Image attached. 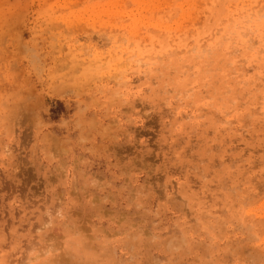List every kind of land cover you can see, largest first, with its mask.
I'll return each instance as SVG.
<instances>
[{
    "label": "rangeland",
    "instance_id": "374dc122",
    "mask_svg": "<svg viewBox=\"0 0 264 264\" xmlns=\"http://www.w3.org/2000/svg\"><path fill=\"white\" fill-rule=\"evenodd\" d=\"M0 264H264V0H0Z\"/></svg>",
    "mask_w": 264,
    "mask_h": 264
}]
</instances>
